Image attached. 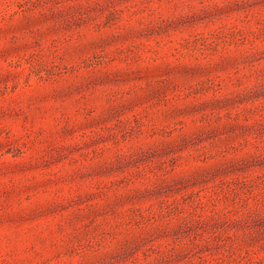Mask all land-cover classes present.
Masks as SVG:
<instances>
[{"label":"rangeland","instance_id":"1","mask_svg":"<svg viewBox=\"0 0 264 264\" xmlns=\"http://www.w3.org/2000/svg\"><path fill=\"white\" fill-rule=\"evenodd\" d=\"M0 264H264V0H0Z\"/></svg>","mask_w":264,"mask_h":264}]
</instances>
